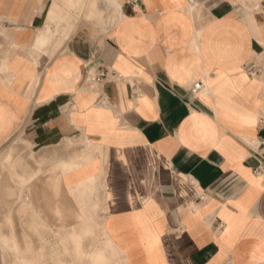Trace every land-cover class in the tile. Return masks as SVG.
Masks as SVG:
<instances>
[{
  "label": "crops",
  "instance_id": "1",
  "mask_svg": "<svg viewBox=\"0 0 264 264\" xmlns=\"http://www.w3.org/2000/svg\"><path fill=\"white\" fill-rule=\"evenodd\" d=\"M262 11L0 0V148L57 151L42 188L83 197L125 264H264Z\"/></svg>",
  "mask_w": 264,
  "mask_h": 264
},
{
  "label": "rangeland",
  "instance_id": "2",
  "mask_svg": "<svg viewBox=\"0 0 264 264\" xmlns=\"http://www.w3.org/2000/svg\"><path fill=\"white\" fill-rule=\"evenodd\" d=\"M116 16L110 2V27ZM73 147L66 144L67 151ZM57 156V151L42 154L16 139L0 148V264H125L106 237L103 222L91 219L96 215H85L83 197L76 198L73 192L59 196L57 175L53 189L42 188L43 177ZM88 156L83 153L82 160ZM77 164L75 159L63 162L53 171ZM75 201L79 214L73 208Z\"/></svg>",
  "mask_w": 264,
  "mask_h": 264
},
{
  "label": "built area",
  "instance_id": "3",
  "mask_svg": "<svg viewBox=\"0 0 264 264\" xmlns=\"http://www.w3.org/2000/svg\"><path fill=\"white\" fill-rule=\"evenodd\" d=\"M128 3H132V4H137L138 2H139V0H126ZM263 13H264V11H262ZM103 77H104V73H100V74H92V75H90V77H89V79H88V81L90 82V83H93V82H99V81H101L102 79H103ZM200 87H201V83L199 82V83H196L195 85H194V88L195 89H200ZM201 198H204L203 196L201 197Z\"/></svg>",
  "mask_w": 264,
  "mask_h": 264
}]
</instances>
